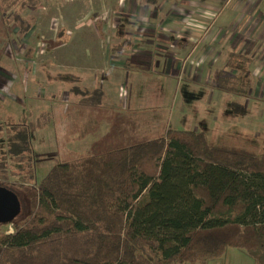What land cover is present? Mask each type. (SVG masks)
I'll list each match as a JSON object with an SVG mask.
<instances>
[{
	"label": "rangeland",
	"instance_id": "374dc122",
	"mask_svg": "<svg viewBox=\"0 0 264 264\" xmlns=\"http://www.w3.org/2000/svg\"><path fill=\"white\" fill-rule=\"evenodd\" d=\"M34 6L22 12L35 19L24 35L0 6V169L8 182L27 183L11 185L27 199L21 218L35 207L31 188L56 160L72 150L92 153L95 141L104 150L171 128L264 153V0H42ZM118 44L127 47L119 51ZM232 51L250 60L231 62ZM169 57L168 64L180 60L170 73L163 66ZM142 61L148 62L136 64ZM222 69L238 76L237 87L223 92ZM72 85L101 87L107 99L100 107L79 104ZM239 99L248 114H232ZM45 110L53 117L33 134L34 151L20 160L6 155L8 133ZM14 230L0 225V232ZM209 262L256 264L237 247Z\"/></svg>",
	"mask_w": 264,
	"mask_h": 264
},
{
	"label": "trees",
	"instance_id": "16d2710c",
	"mask_svg": "<svg viewBox=\"0 0 264 264\" xmlns=\"http://www.w3.org/2000/svg\"><path fill=\"white\" fill-rule=\"evenodd\" d=\"M41 2L0 0V6L24 35L35 19L22 12ZM229 56L250 60L233 51ZM230 73H218L223 92L239 84ZM71 93L90 107L107 99L101 87L72 85ZM232 107L235 116L249 113L240 99ZM49 111L8 133L6 155L20 160L34 151L33 134L48 127ZM6 176L0 169L1 186H27ZM31 189L36 203L26 218L27 199L14 190L23 211L7 223L14 232H0V264H208L229 247L264 264V153L217 146L205 132L170 128L104 150L95 141L92 153L63 154Z\"/></svg>",
	"mask_w": 264,
	"mask_h": 264
},
{
	"label": "water",
	"instance_id": "95a60500",
	"mask_svg": "<svg viewBox=\"0 0 264 264\" xmlns=\"http://www.w3.org/2000/svg\"><path fill=\"white\" fill-rule=\"evenodd\" d=\"M21 211L22 204L17 193L0 185V224L13 222Z\"/></svg>",
	"mask_w": 264,
	"mask_h": 264
},
{
	"label": "crops",
	"instance_id": "0c3cea01",
	"mask_svg": "<svg viewBox=\"0 0 264 264\" xmlns=\"http://www.w3.org/2000/svg\"><path fill=\"white\" fill-rule=\"evenodd\" d=\"M172 1V0H171ZM161 21V20H160ZM157 29H159V28H157ZM159 30H161V29H159ZM155 31V30H154ZM164 31V30H163ZM156 32H158V31H156ZM158 33H160V32H158ZM190 36V35H189ZM152 37L153 38H155L154 37V35L152 34ZM174 37V36H173ZM178 37V36H177ZM175 39V41H177L178 40V42H180L182 39H178V38H176V37H174ZM128 43H132L131 42V40H129L128 41ZM186 44H188L187 42L185 43V44H181L180 43V46H178L177 47V51H181V50H184L185 49V47H186ZM119 45V44H118ZM121 45V44H120ZM177 45V44H176ZM124 46V45H123ZM126 47L127 46H124V48L123 49H118L119 51H124L125 49H126ZM231 53V52H230ZM230 53H229V55H230ZM161 54V59H162V54L163 53H160ZM154 56V55H153ZM154 58V57H153ZM175 60V63H173V62H171L170 64H168L170 61H172V57H169V58H167V63H166V65H163L164 66V68H165V66H166V70L170 73L171 71H172V69H174V67L172 68V66H171V64L173 63L174 65L178 62V61H180V60H176V59H174ZM150 61V60H149ZM145 62H148V61H142V62H138V63H136V64H143V63H145ZM164 64V63H163ZM181 64H182V61H181V63L179 62L178 63V68L179 69H181L180 67H181ZM170 67L172 68L171 69V71H170ZM208 72H210V70L208 71ZM38 118V117H37ZM194 131H196V130H194ZM212 261V260H211ZM210 263V262H209Z\"/></svg>",
	"mask_w": 264,
	"mask_h": 264
}]
</instances>
